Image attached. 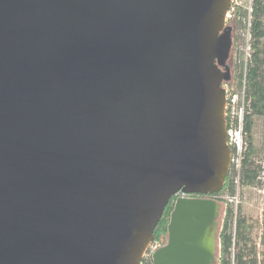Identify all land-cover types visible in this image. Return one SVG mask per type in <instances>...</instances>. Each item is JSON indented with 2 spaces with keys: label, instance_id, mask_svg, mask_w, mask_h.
I'll use <instances>...</instances> for the list:
<instances>
[{
  "label": "water",
  "instance_id": "obj_1",
  "mask_svg": "<svg viewBox=\"0 0 264 264\" xmlns=\"http://www.w3.org/2000/svg\"><path fill=\"white\" fill-rule=\"evenodd\" d=\"M230 6L0 0V264H141L221 191ZM219 211L176 199L153 264H216Z\"/></svg>",
  "mask_w": 264,
  "mask_h": 264
},
{
  "label": "trees",
  "instance_id": "obj_2",
  "mask_svg": "<svg viewBox=\"0 0 264 264\" xmlns=\"http://www.w3.org/2000/svg\"><path fill=\"white\" fill-rule=\"evenodd\" d=\"M229 11L231 18L228 22L234 31L243 18L249 17L250 52L244 70L239 75L236 73V66L233 63L235 55L232 51L234 47L230 48L228 60L233 70L228 81H224L228 84L232 93L237 92L235 89L236 80H239V82L244 81L242 87L245 106L242 111V133L245 150L239 172L229 167L220 192L213 195H193L200 198H215L219 205L224 203L221 199L224 194L234 195L236 185L248 187L260 184L264 188V166L262 167L255 161L257 149L252 139L255 118H264V0H252L249 13L237 6L232 11L230 8ZM239 85L241 86L242 83ZM230 124L231 117L227 115V128ZM262 174L263 183H260ZM175 200L176 197H172L154 230V240L161 241L162 245L166 243L167 226ZM221 221L216 234L215 263L264 264V232L260 234V231H258V220L247 218L241 212L234 214L232 206L227 204ZM141 264H153V262L151 259H142Z\"/></svg>",
  "mask_w": 264,
  "mask_h": 264
},
{
  "label": "rangeland",
  "instance_id": "obj_3",
  "mask_svg": "<svg viewBox=\"0 0 264 264\" xmlns=\"http://www.w3.org/2000/svg\"><path fill=\"white\" fill-rule=\"evenodd\" d=\"M252 0H234L233 6L241 7L244 11L250 12ZM231 18L230 11L227 14V21ZM233 53L235 55V61L233 63L236 66V73L239 75L245 67V62L248 58L249 50V17L243 18L242 22L236 26L235 35L233 38ZM230 64V63H229ZM231 66V72H232ZM243 80L239 82L236 80L235 89L237 92V100L234 105H230V111L233 112L231 115V120L235 121V117L240 114V111H243L245 102L243 99ZM242 85L240 86L239 84ZM228 85V84H227ZM230 89V87H229ZM231 91V89H230ZM226 112V111H225ZM236 115V116H235ZM252 139L254 146L257 149V154L255 161L264 166V118L258 117L255 118V124L252 130ZM263 174L261 175V182L263 183ZM234 195L238 198L237 212H241L247 218L258 220L260 234L264 232V188L263 185L257 186H248L240 187L236 185L234 189ZM225 195V194H224ZM226 205L224 203L220 204V211L218 217V226L217 230L220 228L221 220L223 217V211ZM233 208V205H232ZM158 243L161 241L157 240ZM162 246V242H161Z\"/></svg>",
  "mask_w": 264,
  "mask_h": 264
},
{
  "label": "built area",
  "instance_id": "obj_4",
  "mask_svg": "<svg viewBox=\"0 0 264 264\" xmlns=\"http://www.w3.org/2000/svg\"><path fill=\"white\" fill-rule=\"evenodd\" d=\"M234 0H231V11L233 10ZM250 11V10H249ZM225 94V100H226V106H225V116H234L233 112L230 111V105H234L237 100V95L235 93H232L229 89V86L224 83L222 86ZM229 111V113H228ZM236 116V115H235ZM227 144L231 150L230 155V166L232 170L239 172L240 166H241V160L243 157V152L245 150V143L242 133V111H240V114L235 117V121L231 120V124L229 128H227ZM237 182V181H236ZM176 199L178 198H186L188 195H186L183 192H178L175 195ZM215 199V198H214ZM223 199L224 203L227 205L232 206L233 205V211L234 214L237 212V204H238V198L236 195L230 196L228 194H225L221 197ZM161 247V242L158 243L157 240H153L150 245L148 246L143 259H151L153 253Z\"/></svg>",
  "mask_w": 264,
  "mask_h": 264
},
{
  "label": "flooded vegetation",
  "instance_id": "obj_5",
  "mask_svg": "<svg viewBox=\"0 0 264 264\" xmlns=\"http://www.w3.org/2000/svg\"><path fill=\"white\" fill-rule=\"evenodd\" d=\"M226 26H231L230 25V23L227 21V24H226ZM232 27V26H231ZM235 33V31H234V29H233V27H232V32H231V34H229V35H226V37H227V39L230 41V43H231V47L230 48H232L233 47V38H234V36L233 35H235L234 34ZM221 35V34H220ZM214 64H216L217 65V61L216 60H214ZM218 67V69L220 70V71H222V72H225V69H226V67H228L229 68V72L231 73V66H230V64H229V60H228V57L223 61V64H221L220 66H217ZM224 83V82H223ZM221 84V87L224 85V84ZM213 197V196H212ZM186 198H200V197H198V196H189L188 195V197H186Z\"/></svg>",
  "mask_w": 264,
  "mask_h": 264
}]
</instances>
